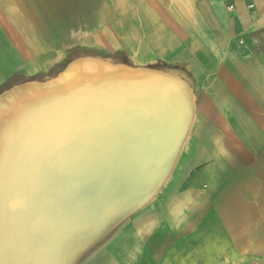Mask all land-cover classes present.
Segmentation results:
<instances>
[{
    "label": "crops",
    "instance_id": "crops-1",
    "mask_svg": "<svg viewBox=\"0 0 264 264\" xmlns=\"http://www.w3.org/2000/svg\"><path fill=\"white\" fill-rule=\"evenodd\" d=\"M80 48L151 79L131 102L167 116L175 152L155 195L72 264H207L264 241V0H0V90Z\"/></svg>",
    "mask_w": 264,
    "mask_h": 264
},
{
    "label": "water",
    "instance_id": "water-1",
    "mask_svg": "<svg viewBox=\"0 0 264 264\" xmlns=\"http://www.w3.org/2000/svg\"><path fill=\"white\" fill-rule=\"evenodd\" d=\"M113 107L116 109L110 112L100 111L103 122L99 128L98 125L90 127L87 139L69 140L58 136L53 138V144L46 143L39 160L49 161V166L36 161L37 171L31 172L28 186L21 188L32 191L35 180L39 189L46 188V182L53 185L47 189L50 196L45 198L43 194L45 199L38 200L44 212L39 226L44 232L38 234L37 239L44 234L50 235L52 221L61 223L53 230L58 242L67 247L63 264H72L110 229L145 205L164 181L175 152V147H167L164 131L160 128L166 120L165 115L138 111L131 101L124 104L121 101ZM84 124L77 126L85 128ZM73 130L75 127L69 124L64 132ZM86 140H90V152L86 151ZM68 142L72 149L64 150L63 145ZM55 147L58 152L54 154ZM77 159L84 162L79 176L81 182L76 180L75 172L80 165L72 166ZM68 163L71 167L66 171L64 167ZM42 167L52 170L48 169L45 174ZM8 256L6 253L3 258L10 262Z\"/></svg>",
    "mask_w": 264,
    "mask_h": 264
},
{
    "label": "bare ground",
    "instance_id": "bare-ground-1",
    "mask_svg": "<svg viewBox=\"0 0 264 264\" xmlns=\"http://www.w3.org/2000/svg\"><path fill=\"white\" fill-rule=\"evenodd\" d=\"M91 68L89 67L88 71L85 70L84 75L86 76V74L90 73L91 77H96L93 65ZM78 75H74L73 72L68 74L61 83H57L55 90L50 91V94L49 92H44L45 94L40 92L33 96L29 90L17 95L14 100H6L4 103L0 104V127L5 126L3 130H6L5 133L3 132L4 135L2 134L4 136L3 139H5V142H2L5 145V150L0 159V252L5 249L2 247V243H5L6 250H8L7 254L10 255V257L8 256L7 258L12 264H63V259H65L64 255L67 247L62 245L61 242H58L57 234L53 230L61 223L52 221L49 226L52 229L49 233L50 235L44 234V236L41 235L40 238L37 239L39 236L38 234L44 232L42 230L43 227L41 228L39 226L42 224L41 221L44 212L41 207L42 203L38 200L43 199V194H47L48 190L46 188L42 189V187L39 189L37 180L31 185V187H33L32 191L26 190V188L24 190L21 189L23 186H28L27 181L30 178L31 172L34 171L35 173L37 171L39 167L36 164L37 162L41 164L45 163L44 166H49V161L43 162L42 160L41 162V160H39L45 149H42L41 146H45L46 141H48L49 144H53V138H58V136L65 137L69 140L80 139L81 141L84 138L87 139V137L90 136V127H96L98 125L97 128H99V124L103 122L100 110L96 109L106 105L107 101L105 98L107 95L105 96V94L107 92L109 93L112 91V94L114 91L120 97L121 95L125 96L128 90H133L135 88L134 86H136L135 84L139 86L152 84L151 79L139 82L140 80L138 78L135 82V76L129 74L130 77L119 75V73L117 77V74L114 76L105 74L101 75L100 79L97 77L98 79L96 80L95 78L90 80V77L79 79ZM81 80L84 82L79 83ZM99 86H101V88H99ZM97 88H99L100 91H98ZM162 95L165 96V94ZM82 97L84 98L82 99ZM109 99L108 97V100ZM116 103H121V100L115 101V104ZM37 104L41 105L38 108H34ZM109 107L111 106L109 105ZM81 109L91 111L92 114L94 113V116H90L91 118L85 117L87 119L83 121L80 118L81 121H78L79 116H74L73 113L76 114L82 111ZM105 109L107 110V108ZM69 118L70 120L72 118L69 124L75 127L76 130L65 133L55 127L58 123L60 124L61 121H66V119L69 120ZM82 123H85V128L80 129L78 126L82 125ZM2 135L0 133V138ZM33 135L38 136L37 141L30 145L27 138ZM43 142L44 145L42 144ZM84 142L86 144V151L90 152V140ZM71 146L72 144L68 142L63 145V147H65L63 149H72ZM73 151L74 150L71 152ZM57 152L58 149L55 147V152L52 151V153L55 154ZM42 168V171L45 170L44 173H48L49 170H52L49 168ZM47 180H49V178H47ZM28 235L30 239L27 238ZM79 247L80 246H78V248Z\"/></svg>",
    "mask_w": 264,
    "mask_h": 264
},
{
    "label": "rangeland",
    "instance_id": "rangeland-1",
    "mask_svg": "<svg viewBox=\"0 0 264 264\" xmlns=\"http://www.w3.org/2000/svg\"><path fill=\"white\" fill-rule=\"evenodd\" d=\"M75 58H77V59H75ZM123 62L127 63V59H125V57L122 56V55H114V56H112V55H108V54L100 52V51L85 50V49H81L80 48V49L74 51L72 53V55H66V58L63 59V62L50 67L45 72H43V73H41L39 75H36L34 77H31L28 80H25L23 78L20 79L19 81H17L18 83H16L14 85L15 87H12L11 89H8V91H2V89H1L0 90V104L4 103L6 100H8V101L9 100H14V99H16L17 95H19L21 93H24L26 91H29V90L31 91V94H33V96L39 94L40 92H42V93H44V92L48 93L49 92V94H50V91L55 90V87L57 86V83L58 84L61 83V81L64 80V78L68 74H71L72 72L76 76L79 74L80 75V76L78 75L79 79L80 78L90 77V80H92L93 78H95V80H96L98 78L100 79V76L101 75H105V74L106 75H112V76L117 74L116 77L118 76V73H119V75L121 74V75H124V76L133 75L134 74V69H136V68L139 69V67H137L135 65H132V64L128 65V67H129L128 69H125V67L122 66V65H118L119 63H123ZM92 65H93L94 73H96L95 74L96 77H94V76L91 77L90 73L86 74V76H85L84 75L85 70L88 71L89 67L91 68ZM159 66L160 67H164V66H161V65H159ZM78 67L81 68V69H79ZM97 68H98V70H97ZM78 70H81V71H78ZM91 70H92V68H91ZM92 74H93V72H92ZM129 77H127V78H129ZM83 82L84 81H82V80H81V82L79 81V83H83ZM99 88H101V86H99ZM99 88H97L98 91H100ZM111 92H109V93L107 92L105 94V96L107 95L106 98H105V100L107 101L106 105L107 104L108 105L107 106L106 105H104V106L102 105L103 107H100L101 109L97 108L96 110H100V111H104L105 110L106 112H110V111H113L114 109H116L115 107H113V106H116L115 101H117V100L119 101L120 99H122L121 101L124 104V102L128 103V99H129V101L133 100V98H132L133 92L132 91L126 92L127 93L126 96H123V97L122 96L119 97L114 91H113L112 94H111ZM108 97L110 98L109 100H108ZM83 98L84 97H82V99ZM40 105L41 104H37V105L34 106V108H38ZM109 105L111 107H109ZM105 108H107V110ZM81 110L82 111L78 112L79 114L78 113H76V114L73 113L74 116H77V117L79 116L78 117L79 118L78 121L85 120L86 119L85 117L94 116V113L92 114V112H90V113L88 112L89 110H87V111L85 109L84 110L81 109ZM80 118H81V120H80ZM71 120H72V118H71ZM71 120H70V118H69V120L66 119V121H67L66 124L64 123L66 121L63 120V121L60 122V124L59 123L57 124V126L60 125L59 127H57V126H55V127L56 128H60L61 127L59 130L60 131H64L65 128L69 126V121H71ZM4 127L5 126L0 127L1 135L3 134V132L5 133V131H6V130H3ZM53 130H54V128H53ZM3 135L1 136L2 139L0 138V159L2 158L1 156L3 155V153H4L3 151L5 150V145H4V143H2V142H5V139H3L4 138ZM37 137H38L37 135H33V136L27 138L28 143L30 145H32V143L37 141ZM46 143H48V141L45 142V146H46ZM42 144L44 145V142ZM45 146H43V147L41 146V148L43 149V148H45ZM77 160L72 162L73 163L72 166L80 165V167H79L80 169H78L77 171H75V170H73V171H75L77 173V179L76 180H79L81 182L82 179L81 178L79 179V176L81 175V172H80V171H82V167L81 166L84 164V162H82L80 160L77 161ZM65 167H64V169L66 171H69L71 165H69V163H68V165H66ZM72 173H74V172H72ZM79 181H77V183H78V186L80 187L81 185H80ZM49 186H53V185L52 184H48V182H47L46 189L51 188ZM44 196H45V198H48L50 195L49 194H44ZM42 200L43 199H41V201ZM61 200H62V203L64 204L65 199L62 198ZM125 220H127V219H125ZM124 221H122L121 223H119L118 225H116L115 227L110 229L106 234H104L99 240H97L93 244V246L91 247L90 250H92L97 245L102 243L105 239H107V237L110 236L113 232H115L117 230V228ZM28 239H30V238H28ZM4 244L5 243H2V247L5 248V249L2 250V252H0V264H6V262H7L3 258L4 255H6V253H8V250H6V245H4ZM207 264H264V241H262V242L261 241L260 242H254L252 244H250V243H238V249H230V250L229 249L226 250L225 247L223 246L221 257H216V259L214 261L212 259V261H210V262H209V259H207Z\"/></svg>",
    "mask_w": 264,
    "mask_h": 264
},
{
    "label": "built area",
    "instance_id": "built-area-1",
    "mask_svg": "<svg viewBox=\"0 0 264 264\" xmlns=\"http://www.w3.org/2000/svg\"><path fill=\"white\" fill-rule=\"evenodd\" d=\"M249 8H250V9L253 8V5H251ZM227 10L231 12V11L234 10V7H233V6H228V7H227Z\"/></svg>",
    "mask_w": 264,
    "mask_h": 264
},
{
    "label": "trees",
    "instance_id": "trees-1",
    "mask_svg": "<svg viewBox=\"0 0 264 264\" xmlns=\"http://www.w3.org/2000/svg\"><path fill=\"white\" fill-rule=\"evenodd\" d=\"M159 68H164V67H160V66H158Z\"/></svg>",
    "mask_w": 264,
    "mask_h": 264
}]
</instances>
